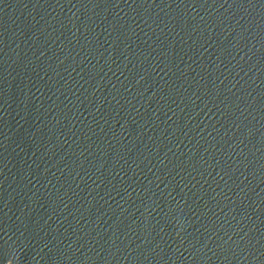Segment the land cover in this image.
I'll use <instances>...</instances> for the list:
<instances>
[{
    "label": "water",
    "instance_id": "95a60500",
    "mask_svg": "<svg viewBox=\"0 0 264 264\" xmlns=\"http://www.w3.org/2000/svg\"><path fill=\"white\" fill-rule=\"evenodd\" d=\"M0 264H264V0H0Z\"/></svg>",
    "mask_w": 264,
    "mask_h": 264
}]
</instances>
